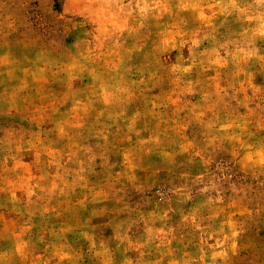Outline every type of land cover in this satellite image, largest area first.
I'll return each instance as SVG.
<instances>
[{
    "label": "clouds",
    "instance_id": "obj_1",
    "mask_svg": "<svg viewBox=\"0 0 264 264\" xmlns=\"http://www.w3.org/2000/svg\"><path fill=\"white\" fill-rule=\"evenodd\" d=\"M26 2L36 4V11L43 14L39 26L33 25L30 15L14 17L9 11L11 0H0V47H8V38L18 34L16 43L34 55L32 66L20 69L24 82L6 98L10 109L18 110L21 101L30 104L36 98L41 100L38 89L36 97L20 95L30 88L28 77L33 74V68H39L53 81H63L68 88L66 97L71 95L76 106H86V110L96 102L126 103L150 83L154 87L165 72L188 73L197 66L202 72L215 69L216 75L208 81L187 82L188 91L196 85L204 86L203 103L188 109L182 120L179 113L184 108L176 109L178 118L169 126L173 136L161 140L156 135L140 141L141 150L151 152L152 148H143V145L152 144L159 148L169 165L176 164L178 156H184L186 161L181 163L190 166L198 162L207 165L206 155L210 151L223 150L230 155L231 167L236 170L228 178L239 174L241 182L225 189L227 201L218 194L215 198L191 203L186 212L180 209V226L188 229L187 242L182 235L179 242L183 248L178 258L175 250L169 248L151 264H161L164 256L172 257L168 264H236L233 258L241 250H251L254 255L251 264H264V241L250 238L249 227L257 218H264V115H256L252 110L243 114L225 112L221 107L228 89L232 90L233 99L236 93H244L245 108L253 98L264 103V86L253 83L257 74L264 75V0H64L62 13L51 20L48 19L53 15L50 0ZM190 23L195 25L191 30ZM220 29H224L222 41L216 40ZM210 38L215 46L198 53L196 49ZM185 45H190L191 63L165 69L159 54ZM134 54L142 56L144 61L137 68L139 79L126 78L132 71L127 62ZM221 69L226 70L224 75L229 81L223 88L219 86ZM85 76L91 83L84 98L80 99V93L72 90V82ZM179 81L177 76L172 83ZM170 95L169 102L175 103ZM103 114L101 110L97 118ZM192 124L198 125L199 131L186 135ZM169 128L164 130L165 134ZM60 131L63 134L62 127ZM27 143L30 148L37 149V164L43 153L51 157L50 163H56L59 169L58 151L45 146L38 136L35 143L32 140ZM21 148L20 141H0V152L6 153L0 160V200L4 201L0 207L11 205L10 211L18 217L22 218L26 212L28 215V220L18 223L5 220L0 214V264L71 261V254L55 244L46 246L45 251L51 250L46 258L35 254L37 242H43L44 237L41 235L38 241L32 238L34 225L30 220L33 213L29 205L36 191L44 192L45 188L39 182L32 183L35 178L30 166L17 158ZM133 158V152L125 153L128 166L135 167ZM10 159L13 161L11 167L8 166ZM204 174L200 173L196 181H202ZM46 178L47 174L39 180ZM66 187L68 183L58 171L48 191L59 189L60 194H64ZM175 191L181 204L194 201L186 185ZM87 199L85 196L79 203ZM164 215L167 216V212ZM217 220L219 224L214 226ZM87 238L90 251L100 258V264H112L108 249L103 244L97 249L93 237ZM209 239H215L216 243L208 245ZM190 246L195 252L187 250Z\"/></svg>",
    "mask_w": 264,
    "mask_h": 264
},
{
    "label": "rangeland",
    "instance_id": "obj_2",
    "mask_svg": "<svg viewBox=\"0 0 264 264\" xmlns=\"http://www.w3.org/2000/svg\"><path fill=\"white\" fill-rule=\"evenodd\" d=\"M49 6L53 14L48 17L51 20L62 13L64 0H50ZM36 9V4L29 5L26 0H11L9 7L14 17L30 15L33 25L39 26L43 14ZM194 27L189 24L190 30ZM223 33L224 29H220L216 40L222 41ZM8 39L9 46L0 47V98H3L0 99V141L12 139L21 142L22 148L17 158L30 166L35 178L32 183L39 182L45 188L44 192L36 191L31 197L33 203L29 205L33 213L30 220L34 225L32 238L38 241L41 235L44 237L43 242H37L35 254L46 258L51 253L50 249L45 251L46 246L55 244L63 246L72 256L71 261H64L63 264H100V258L90 251L87 237L91 236L97 249L101 244L108 249L112 264H125L127 261L131 264H151L169 248L175 250L178 258L179 250L183 248L180 237L184 235L187 242L188 232L187 228L180 226V209L186 212L191 203L201 202L208 197L215 198L218 194L227 201L225 189L238 185L240 175L228 178L236 170L231 167L230 155L223 150L210 151L206 155L209 161L207 165L199 162L194 166L182 164V161H186L184 156H178L177 163L169 165L159 148L146 144L143 148L153 150L145 152L141 150L140 141L156 135L161 140L171 138L173 133L169 126L173 119L178 118L176 109L184 108L179 113L182 120L188 109L203 103L204 86L196 85L188 91L187 82L208 81L216 75L215 69L202 72L197 66L188 73L165 72L163 79L154 87L150 83L147 89L142 93L137 92L126 103L105 105L96 102L86 110V106L77 107L71 95L66 97L68 88L63 81H53L39 68H33V74L28 77L30 88L20 95L36 97L38 89L41 100L36 98L30 104L18 102L16 110L10 109L6 98L24 82L20 69L31 67L34 55L16 43L18 34ZM214 46L210 38L196 51L205 52ZM189 47L185 45L160 53L161 64L165 69L178 64L187 66L191 63ZM127 63L132 71L126 78L139 79L137 68L144 63L143 57L134 54ZM13 68L16 70L11 71ZM225 71L221 69V88L227 87L229 82L225 78ZM177 76L180 81L173 84ZM90 83L87 76L78 78L72 82V90L78 91L79 98L83 99ZM253 83L264 86V75L257 74ZM169 95L175 103L169 102ZM232 96V90L228 89V95L221 102L225 112L243 114L252 110L256 115H264V103L259 99H251L245 108L242 103L244 93H236L235 99ZM248 96H252L251 90ZM257 104H261V107L258 108ZM101 110L104 114L97 118ZM166 128H169L167 134L164 131ZM194 131H199L196 124L190 125L185 134L191 136ZM37 136L45 146L60 153L56 157L59 169L56 163H50L52 158L43 153L39 156L40 163H36L37 149L30 148L27 141L35 143ZM126 152L134 153L132 164L135 167L125 162ZM5 154L0 152V160ZM12 164L10 159L8 166ZM58 171L68 183L64 194H60L59 189L48 191ZM184 173L188 175L184 176ZM200 173H205L203 180L196 181ZM45 174L47 178L39 180ZM185 185L193 194L194 201L181 204L175 190ZM85 196L88 199L80 204L79 201L84 200ZM0 203L4 201L0 200ZM10 208L11 205L0 207V214L5 220H16L18 223L28 220L27 212L21 218ZM21 208L23 211V205ZM213 223L218 226L219 220ZM249 227L250 238L257 242L264 241V218H257ZM215 243V239L207 241L208 245ZM141 245L143 247H139ZM187 250L195 252L191 246ZM171 258L164 256L161 264H168ZM233 259L236 264H251L254 255L251 250H241Z\"/></svg>",
    "mask_w": 264,
    "mask_h": 264
}]
</instances>
